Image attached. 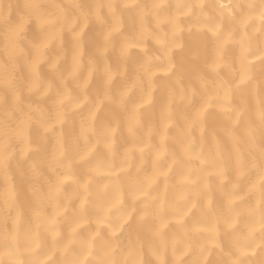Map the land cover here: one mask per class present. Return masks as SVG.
Returning a JSON list of instances; mask_svg holds the SVG:
<instances>
[{
    "label": "clouds",
    "instance_id": "9594fccd",
    "mask_svg": "<svg viewBox=\"0 0 264 264\" xmlns=\"http://www.w3.org/2000/svg\"><path fill=\"white\" fill-rule=\"evenodd\" d=\"M203 2L200 8L197 0H0V264H38L34 257L44 255L50 256L47 264H70L72 254L82 256L89 250L92 255L84 264H201L204 256L206 264H264V229L249 231L250 225L264 221V181L255 183L264 175V56L245 65L249 78L237 87L239 52L226 51L228 63L212 71L207 56L214 37L207 28L194 26L184 34H174L171 23L157 22V18L169 17L180 23L183 17L191 25L219 24L234 36L238 27L239 37L246 33L251 41L249 55H260L264 53V20L258 17L264 16V0H229L225 5L231 13L225 11L223 16L215 8L216 2ZM170 4L174 7L169 10ZM189 6L191 12L184 15ZM213 12L232 26L225 29L220 21L204 23ZM18 24L22 27L16 30ZM172 40L181 46L172 48ZM125 44L143 47L124 51ZM149 57L152 70L168 63L175 67L171 73L149 79L141 67ZM196 72L206 77V87L195 78ZM225 89H231L230 101L216 95L219 92L222 96ZM149 90L150 102L139 110V123L129 129L127 114ZM173 91L183 99L173 102L169 114L165 108ZM205 100L213 107L204 129L194 127L189 132L187 120ZM221 102L226 110L215 107ZM93 111L92 131L84 134L81 125ZM237 112L240 116L233 122ZM165 120L172 123L167 139L161 141ZM113 128L114 136L107 138L113 140L114 151L108 152L97 141ZM125 135L133 143L149 142L140 153L139 169L113 177L89 173L90 167H128L132 154L129 158L120 151ZM93 143L97 147L88 160L78 161L77 155ZM185 145L199 159L188 160ZM156 152L163 155L157 159ZM148 160L151 166L145 169ZM65 167H69L72 179L59 197L60 206L67 208L58 218L59 236L53 239L41 229L33 239L22 232L18 245L10 247L3 223L9 211L8 184L14 187L26 226L35 206L31 186L46 190L57 175L64 174ZM154 168L168 169L169 174L161 176L147 190V196L133 200L128 193L143 191V178ZM186 174L192 183L180 179ZM109 179L111 183L103 189ZM115 184L124 186L123 202L103 216L101 209L111 200ZM85 192L87 204L81 208L80 197ZM66 195H71L70 203ZM161 195L165 204L157 209ZM152 196L158 198L152 202L154 210L164 213L178 214L195 203L193 217L217 233V243L207 242L210 231L189 232L191 240H186L184 228H191L186 221L183 225L175 223L178 230L168 227L160 237H154L147 226L113 236L108 225L118 227L125 214L133 208L140 211ZM229 196L236 197L231 204ZM181 203L183 206L177 207ZM89 209L94 210L93 215L88 214ZM45 210L50 213L52 208ZM96 216L105 219V224H95ZM84 218L88 223L77 233L69 231ZM232 219L236 223L229 228L224 221ZM97 230L99 236L91 248L87 247L89 233ZM189 243L191 250L181 256ZM73 244L77 245L75 251L71 250ZM65 245L67 250L62 252Z\"/></svg>",
    "mask_w": 264,
    "mask_h": 264
},
{
    "label": "snow or ice",
    "instance_id": "6c2138e0",
    "mask_svg": "<svg viewBox=\"0 0 264 264\" xmlns=\"http://www.w3.org/2000/svg\"><path fill=\"white\" fill-rule=\"evenodd\" d=\"M131 2V0H130ZM158 6V5H157ZM197 7L203 8L204 2L203 0H197ZM215 8L219 11L221 16L224 15L225 11L231 13V8H228L224 3H217ZM191 12V6H189L186 11L183 13L184 15H188ZM207 14V13H205ZM260 20H264V16L258 17ZM158 23H171L173 26V33H179L182 31V26L177 22L175 18H157ZM242 23L246 24L247 20L242 21ZM196 27L198 29L207 28L208 32L212 34L214 37L213 45L211 49V54L207 56V66L210 70L216 71L219 70L222 66H225L228 61L225 59V53L228 51L229 45H233L234 47H238L239 49V56H238V63L240 65V75L239 79L236 81V86L239 87L240 84L247 81L249 78V73L246 70V64H252L261 59L264 56V53L260 55H249L251 41L248 38L247 34L241 35L239 38L234 36L231 31H223L219 24L215 27H208L204 24H197L191 25L189 24L188 28L191 29L192 27ZM22 27V24H18L16 26V30ZM160 43H165L166 41L160 40ZM172 48H179L181 45L179 42L172 40L169 42ZM143 47L142 45H132V44H125L123 45V50L126 51L129 47ZM193 55H197V53H193ZM151 58H148V61L142 65V70L144 74L149 78L155 77L157 72H163L165 74L171 73L173 68L175 67L172 63H168L164 67H159L154 70L150 69L149 62ZM195 78L199 81L202 87H206L208 81L206 77L200 73H194ZM220 99L223 101H230L231 99V89H225L223 94L219 92L216 93ZM152 98V91L149 90L147 96L137 103L134 106V109L127 114L126 117V124L129 129H132L139 123V110L143 108L144 105L148 104ZM176 99H183V96L177 97V94L173 91L170 92L168 95V104L165 108V111L169 114L172 111L171 105ZM213 107V105L208 101L205 100L200 104V106L196 109L193 113L192 117L187 120V130L191 132L194 127L199 128L200 131H203L205 125V118L206 116L210 115L209 110ZM215 107L219 110H226L225 103H217ZM96 112L93 111L89 114L87 123H82L81 130L82 133L87 134L89 131H92L91 121L95 117ZM240 113L237 112L235 117H233V122L238 119ZM261 118L264 119V113L261 114ZM171 120H165L162 125V130L160 131L159 138L161 141H165L167 139V129L169 124H171ZM116 129L113 128L111 132L107 134H102L101 138L97 141V143H102V146L108 152L114 151V143L112 139L107 137L114 136ZM59 145L62 150V141L59 142ZM149 146V142H145L144 144H137L133 143L131 147L125 148L124 152L126 156L131 158V154L133 148H138L140 153H144L146 148ZM97 147L96 143H93L86 147L85 150L81 151L77 155L78 161H87L90 154L95 151ZM25 150H27V145L25 146ZM162 152H156L155 157L158 159ZM184 156L188 160L199 159L197 154L191 152L188 145L184 147ZM142 163V162H141ZM175 163V161H173ZM140 163L136 165V168L139 169ZM131 168V160L127 168H115L114 170L111 168L105 167H90L88 168V172L97 176V177H113L119 174L122 171H128ZM171 165L169 166V169ZM191 172V167L188 169ZM169 174V170H160L159 168H154L150 174L144 176V190L143 191H130L128 194L133 200H138L141 197H145L148 195L147 190L150 189L154 184H156L161 176H167ZM72 179L71 175H69V167H65L63 175H57L55 182L51 183L46 190H41L39 186H31V192L33 200L35 201V206L31 208V223L25 226V218L23 212L20 209L19 203L17 201L16 193L14 187L11 183L7 186V198H6V207L9 210L8 214L3 217V223L5 224L4 230V238L6 243L9 246L18 245L21 233L23 232L26 238H36L39 235L41 229L47 232L53 239L59 236V230L57 227L58 218H60L63 214L66 213L67 208L66 206H60L59 204V197L64 192V187L66 182ZM182 181L192 183L189 180V175H183L180 177ZM264 181V175L258 176L257 180L255 181L256 184ZM111 180H105V183L101 186L103 189H107ZM84 189L88 188L87 184L83 185ZM166 190V185H165ZM124 197V186L120 184L113 185V196L110 201L106 203V205L101 209V213L103 216H107L110 209L113 207L120 205L123 202ZM65 199L67 203L71 202V195H66ZM158 198L155 196L149 197L147 201H145L142 205V209L137 212L135 208L125 214L118 227L112 228L111 225L108 227L111 229L112 235L115 236L118 232L125 230V231H138L143 229L144 227H151L152 235L154 237H160L163 232H165L170 224V221H175L176 224L183 225L185 224V218H192L191 228L188 227L184 228V237L186 240H191V236L189 232L196 233L200 231H210L212 232L211 238L207 241L209 244H216V235L217 233L212 229H207L202 227L197 221L196 218L193 217V209L196 207L195 203L189 205L183 211H178V214H166L162 211L154 210L153 208V201H156ZM236 199L234 196L228 197V203L231 204L233 200ZM87 204V192L84 193L80 197V207L83 208ZM165 201L163 199V195L159 197V202L157 205V209H163ZM50 206L52 211L49 213L45 209ZM135 216V219L133 217ZM94 222L97 225H104L105 219L101 218L100 216H96L94 218ZM88 220L86 218L80 219L77 223H74L71 228L69 229L70 232L73 234L77 233L82 225H86ZM224 223L227 227L231 228L233 224L236 223L235 219L232 220H225ZM10 225V227H8ZM257 229H264V221L258 220L255 224L249 226V231L254 232ZM99 236V231H93L89 233V238L87 241V247L91 248L92 242L95 238ZM39 245L37 244L36 247ZM203 246L201 245V248ZM31 251L32 249H27ZM67 245L61 249V251H66ZM191 250V244L189 243L183 252L180 253L181 256L186 255ZM241 251H244L243 249ZM92 255V252L84 251L82 256L77 254H72L70 264H84L85 261L88 260L89 256ZM9 259H14L13 253L9 252ZM38 261V264H47V261L50 259L49 255H44L42 258H35ZM160 259V257H158ZM207 257L204 256L201 258V264H206Z\"/></svg>",
    "mask_w": 264,
    "mask_h": 264
},
{
    "label": "bare ground",
    "instance_id": "6f19581e",
    "mask_svg": "<svg viewBox=\"0 0 264 264\" xmlns=\"http://www.w3.org/2000/svg\"><path fill=\"white\" fill-rule=\"evenodd\" d=\"M212 2H216V3H224V4H227L229 2V0H205V3H212ZM169 10L174 7V5H169ZM229 7H233V5H229ZM241 7H243V5H241ZM211 11V9H209ZM220 21V17L218 15V13H215L213 12L211 16H209L208 18L204 19V23H207L209 25H214L216 22ZM224 28L225 29H228L229 27H231L232 25H230L229 21L227 19L223 20V21H220ZM181 26H182V31H181V34H184L186 33L189 28V24H190V21L186 20L185 18H181L180 20V23H179ZM234 24V22H233ZM235 35L237 36V38H239V35H240V30L239 28L237 27L236 28V31H235ZM255 40L257 43H259V40H260V35L257 34V36L255 37ZM228 51L229 52H233L235 51L236 53L239 52V49L238 47H234L233 45H229L228 47ZM158 76H161V75H164L163 72H157L156 73ZM121 144H122V147L120 148V151L121 153L124 151L125 148H128V147H131L133 142L131 141V138L130 137H127L126 135L122 138L121 140ZM139 161H140V152L138 151V148H133V151H132V160H131V168L129 169V173L132 174V173H135L136 171V165L139 164ZM151 166V162L150 160H148L145 165H144V168L145 169H148L150 168ZM44 187H46V185H43ZM163 190V186L161 185V191ZM182 203L181 204H177V207H182ZM89 215H93L94 214V210L93 209H89ZM166 214H171V212H166ZM186 219V222L187 223H192V218H185ZM176 222L175 221H170V225H169V229L170 230H178V226L175 224ZM85 233V229H81L80 230V234L83 235ZM77 248V245L76 244H73L71 245V250L75 251Z\"/></svg>",
    "mask_w": 264,
    "mask_h": 264
}]
</instances>
